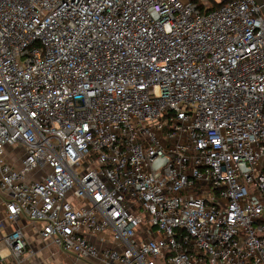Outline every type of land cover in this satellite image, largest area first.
Masks as SVG:
<instances>
[{
    "label": "built area",
    "instance_id": "1",
    "mask_svg": "<svg viewBox=\"0 0 264 264\" xmlns=\"http://www.w3.org/2000/svg\"><path fill=\"white\" fill-rule=\"evenodd\" d=\"M263 7L0 0V264H264Z\"/></svg>",
    "mask_w": 264,
    "mask_h": 264
},
{
    "label": "crops",
    "instance_id": "2",
    "mask_svg": "<svg viewBox=\"0 0 264 264\" xmlns=\"http://www.w3.org/2000/svg\"><path fill=\"white\" fill-rule=\"evenodd\" d=\"M7 158L15 165L20 163L19 160L18 163L13 162V159L9 157V154H7ZM5 214L6 211L4 207V201L0 190V235L1 233L5 234L11 231L15 227L14 224L6 220ZM23 227L26 235L29 238L30 245L34 249L35 253L32 256H26L22 264H51V261L48 258L49 256L54 257L52 263L55 261V264H91L89 262L82 261L71 254L65 253L59 247L48 241L38 239L34 235L29 224L24 223Z\"/></svg>",
    "mask_w": 264,
    "mask_h": 264
},
{
    "label": "rangeland",
    "instance_id": "3",
    "mask_svg": "<svg viewBox=\"0 0 264 264\" xmlns=\"http://www.w3.org/2000/svg\"><path fill=\"white\" fill-rule=\"evenodd\" d=\"M9 157H11L13 160V162H15V163H18V159H17V157L16 156H14V154H12L11 152H10V154H9ZM49 258V260L51 261V264H55V261H54V263H52V260H54V257H51V256H49L48 257ZM56 260V259H55Z\"/></svg>",
    "mask_w": 264,
    "mask_h": 264
},
{
    "label": "water",
    "instance_id": "4",
    "mask_svg": "<svg viewBox=\"0 0 264 264\" xmlns=\"http://www.w3.org/2000/svg\"><path fill=\"white\" fill-rule=\"evenodd\" d=\"M258 4H262V0H257ZM264 12V7L262 8Z\"/></svg>",
    "mask_w": 264,
    "mask_h": 264
}]
</instances>
